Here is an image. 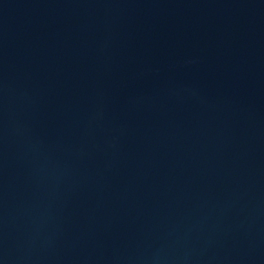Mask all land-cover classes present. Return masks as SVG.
<instances>
[{"label":"water","instance_id":"95a60500","mask_svg":"<svg viewBox=\"0 0 264 264\" xmlns=\"http://www.w3.org/2000/svg\"><path fill=\"white\" fill-rule=\"evenodd\" d=\"M0 264H264V0H0Z\"/></svg>","mask_w":264,"mask_h":264}]
</instances>
